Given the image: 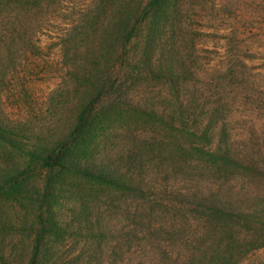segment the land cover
<instances>
[{"label": "rangeland", "instance_id": "obj_1", "mask_svg": "<svg viewBox=\"0 0 264 264\" xmlns=\"http://www.w3.org/2000/svg\"><path fill=\"white\" fill-rule=\"evenodd\" d=\"M231 59L264 66V0H0V264H264V225L199 213L171 251L161 230L159 190L264 207V174L193 151L264 164V103L230 99L205 135Z\"/></svg>", "mask_w": 264, "mask_h": 264}, {"label": "trees", "instance_id": "obj_2", "mask_svg": "<svg viewBox=\"0 0 264 264\" xmlns=\"http://www.w3.org/2000/svg\"><path fill=\"white\" fill-rule=\"evenodd\" d=\"M156 3H161L163 0H154ZM257 52L256 49L244 48L242 50L234 49L233 52H238L245 57H248L253 52ZM250 57V56H249ZM250 63L236 61H230V64L226 68H216V77L211 80V87L213 94L217 95L220 101V109L211 113V122L205 132V135L210 134L211 125L219 121H224L229 114L224 109L225 106L232 104L236 97L240 96L244 103L251 101L252 103H264V66L255 63L257 61H249ZM254 72V73H252ZM232 99V101L230 100ZM230 100V102H229ZM88 107L82 112L81 117L77 125L75 126L70 139L63 145V151L53 153L47 157L49 164H55L64 157L71 147L72 143L82 134L85 124L87 122ZM223 111H225L223 113ZM185 114V113H184ZM195 120H198V116L202 114L192 113ZM186 115V114H185ZM186 122L184 123V125ZM232 127L227 126L229 137L231 135ZM180 131H183L182 129ZM264 143V142H263ZM193 151L196 152L198 159H206L209 166H211V173L214 176H220L221 172L233 171L234 168L242 166L244 169L252 170L256 172V175L264 174L263 166L248 165L243 166L242 158L238 154L239 151H232L229 147L221 150H213L208 145L196 144L193 147ZM216 155L219 157L218 161H215L212 157ZM210 169V168H209ZM163 192L160 200V207L165 212V222L162 223L161 230L165 233V241H167L168 251L176 248L179 240L188 242L187 245H195L197 240V224L195 222L196 214H209L212 216H230L233 220L240 224H258L264 225V207H242V203L237 199H234L232 194L219 192H202L195 187L193 190L183 194H174L172 190H159L158 193ZM160 230V229H159ZM257 232H260L258 229ZM157 240V238H155ZM181 241V242H182ZM264 245V237L261 238L252 237L249 239V246L260 247ZM197 248V247H196ZM193 251V249H192ZM191 251V252H192ZM195 257L193 254L179 262L178 258L175 260V264H194ZM34 263L33 262L31 264Z\"/></svg>", "mask_w": 264, "mask_h": 264}]
</instances>
